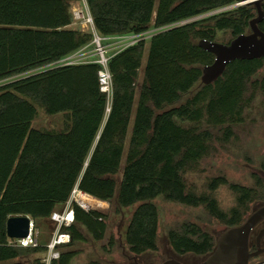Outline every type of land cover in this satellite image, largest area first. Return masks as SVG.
I'll list each match as a JSON object with an SVG mask.
<instances>
[{
	"label": "trees",
	"instance_id": "1",
	"mask_svg": "<svg viewBox=\"0 0 264 264\" xmlns=\"http://www.w3.org/2000/svg\"><path fill=\"white\" fill-rule=\"evenodd\" d=\"M86 1L94 26L103 36L140 34L232 8L154 35L141 83L146 40L112 55L114 98L107 116L100 64L45 68L94 40L93 33L71 27V1L0 0V81L9 79L0 86V263L26 264L16 259L47 251L44 245H12L8 218L28 215L37 227V221L51 218L58 205L69 201L76 186L105 202H112L117 193L120 209L136 206L126 231V243L135 256L159 250L160 212L154 203L159 196L203 207L228 228L242 224L251 204L263 198L260 175H254V186L230 183L219 176L211 181L210 191L227 185L236 196V205L224 211L215 197L198 194L184 178L188 169L214 149L212 130L201 125L222 129L229 141L233 126L244 122V113L258 92L264 94V78L254 79L264 68V57L235 60L214 83H201L203 66L212 64L215 56L201 48L199 40L216 41L218 32L229 31L230 42L247 33L257 16L255 6H237L242 0ZM259 27L264 31V20ZM137 96L126 164L118 182L115 176L120 172ZM185 96L189 97L181 103ZM37 105L48 115L64 114L65 129L34 128ZM73 208L74 224L62 227L72 235L65 247L86 241L80 226L95 240H103L107 215L86 211L76 203ZM168 236L172 250L180 256L209 255L216 246L215 237L196 223L186 222L171 229ZM114 244L112 237L110 245ZM77 255L75 250L62 251L51 264H71ZM89 264L103 263L93 260Z\"/></svg>",
	"mask_w": 264,
	"mask_h": 264
},
{
	"label": "rangeland",
	"instance_id": "2",
	"mask_svg": "<svg viewBox=\"0 0 264 264\" xmlns=\"http://www.w3.org/2000/svg\"><path fill=\"white\" fill-rule=\"evenodd\" d=\"M70 1L71 10L73 13L75 10L81 9L86 15V18L91 15L86 0ZM231 8L232 6L227 7L226 9L228 10ZM211 15H199L190 22L201 20ZM85 22V19H74V23L71 25V27L91 32L95 38V27L93 24ZM230 39L231 33L229 31H221L218 32L216 41L227 42ZM149 41L150 39L146 40L147 43L144 52L143 67L140 71L139 83L142 82L144 76V66L147 60ZM101 44L104 49L108 50V54H112L120 48V45L116 39L101 42ZM97 53L98 44L93 40L90 46L84 47L72 55H77L79 58H83L85 56H91L92 58H95L97 57ZM262 78H264V68L261 69L254 77V79L260 80ZM8 80L0 81V86L5 84ZM198 86L199 84L196 86L195 90ZM187 97L189 96H185L181 103L185 102ZM137 103L138 96L136 97L133 107V113L129 126V133L126 139V147L120 172L115 176L118 182L121 181L122 171L126 164V157L133 121L136 114ZM37 108L38 115L33 122L34 128L52 132H61L65 129L64 114L51 116L46 113L41 105H37ZM201 128L212 130L214 138H216L214 142V149L208 157L201 160L196 166L187 170L184 175L185 181L190 189L194 190L198 194L212 195L218 200L220 207L224 211H229L236 205V196L230 190L229 186L223 185L214 192H211L209 185L214 178L219 176H225L230 183H238L245 186H254V175H260L264 178L263 92H258L254 102L246 109L244 113V122L233 126V135L229 141L224 139L226 138L224 131L220 128L213 129L206 123H203ZM116 197L112 202H107V208L95 209L107 215L106 221L108 224V229L103 240H95L85 229V227L80 226V230L85 235L86 241L76 243L73 246H64L61 248V252L70 250H75L78 252V255L72 260L71 264H89L93 260H99L103 264H162L171 258L177 259L183 264H204L209 255L199 256L195 254H187L180 256L176 254L172 250L169 243V231L171 229H179L182 224L191 222L201 226L203 230L211 233L217 240L218 237L228 228L217 219L212 218L203 207H190L180 203L167 201L162 196H159L154 200V203L158 206L160 212L159 250L156 252H147L140 256H135L130 252L129 246L126 243V231L136 206L132 208L120 209L117 206ZM263 204L264 193L261 200L251 204V210L247 214V217ZM66 205L67 203L58 205L55 211L61 212L65 210ZM57 227V224L51 218L37 221L36 232L41 245L48 243L51 240ZM112 237L115 240L114 246L110 245V240ZM46 256L47 252L42 251L23 255L20 259L26 264H38V262L44 263ZM263 256L257 258V260L262 259Z\"/></svg>",
	"mask_w": 264,
	"mask_h": 264
},
{
	"label": "water",
	"instance_id": "3",
	"mask_svg": "<svg viewBox=\"0 0 264 264\" xmlns=\"http://www.w3.org/2000/svg\"><path fill=\"white\" fill-rule=\"evenodd\" d=\"M264 0H242L236 4H253L257 16L250 22V31L233 38L229 43L201 39L198 45L214 54L212 64L202 68L201 83L209 85L219 79L229 63L235 60H253L264 57V31L259 24L264 20ZM195 18V17H194ZM191 18V19H194ZM31 217L28 215L11 216L7 220V236L10 239L24 238L30 232ZM264 221V204L254 210L246 220L237 226L227 228L216 240V246L204 264H250V261L264 254V249L251 251V239L256 227ZM264 230L258 235L261 239ZM162 264H183L171 258Z\"/></svg>",
	"mask_w": 264,
	"mask_h": 264
},
{
	"label": "built area",
	"instance_id": "4",
	"mask_svg": "<svg viewBox=\"0 0 264 264\" xmlns=\"http://www.w3.org/2000/svg\"><path fill=\"white\" fill-rule=\"evenodd\" d=\"M218 9L214 11H210L208 13L202 14L205 16L211 15V14H217L225 10ZM74 19L75 20H81L85 19V23H91L94 26L93 18L91 15H89L88 18H86V15L84 14L83 10L78 9L74 11ZM193 19L183 20L177 23H173L161 28H150L148 31L140 33V34H127V35H117V36H101L95 30V38L94 41L98 44V53L97 57L92 58L91 56H85L83 58H79L77 55H70L54 64L49 65L48 67H56V66H62V65H69V64H75V63H98L101 65V69L99 70V82H100V90L103 94L106 95L107 98V106H106V114L107 116L110 114L112 110V104H113V98H114V82H113V75L109 69V60L112 57V55L108 54V50L104 49L101 42L110 41L111 39H116L120 45V48L115 52H120L124 50L125 48L129 46H133L137 44L138 42L142 40H148L151 39L154 35L157 33L163 31L172 29L174 27L184 25L189 23ZM95 27V26H94ZM96 29V28H95ZM114 53V54H115ZM113 54V55H114ZM84 193L79 189L78 186H76L71 194V197L69 201L67 202V205L65 207V210L59 212L54 211L51 219L57 224V229L55 233L53 234V237L51 240L45 245L47 248V256L45 257L44 263L45 264H51L52 261L57 260L61 256V248L65 245H68L72 242V235L69 232L63 231V226H71L75 222V212L73 208V204L76 203L80 207H82L84 210L89 211L93 208H85L81 204V198L80 195ZM14 246L19 247H40L41 243L39 241L37 232H36V225L34 219L31 218L30 221V232L27 237L19 238V239H12L11 242ZM250 264H264V258L262 259H253L250 261Z\"/></svg>",
	"mask_w": 264,
	"mask_h": 264
},
{
	"label": "bare ground",
	"instance_id": "5",
	"mask_svg": "<svg viewBox=\"0 0 264 264\" xmlns=\"http://www.w3.org/2000/svg\"><path fill=\"white\" fill-rule=\"evenodd\" d=\"M81 204L85 208L104 209L108 207V203L99 200L88 193H82L80 195Z\"/></svg>",
	"mask_w": 264,
	"mask_h": 264
},
{
	"label": "flooded vegetation",
	"instance_id": "6",
	"mask_svg": "<svg viewBox=\"0 0 264 264\" xmlns=\"http://www.w3.org/2000/svg\"><path fill=\"white\" fill-rule=\"evenodd\" d=\"M222 43H224V42H222ZM225 43H229V42L227 41V42H225ZM262 230H264V221H263L262 223H260V224L256 227V229L254 230V234H253V236H252L251 244H250V246H251V251H256L258 248H260V249H264V233H263L261 239L258 240V235L260 234V232H261ZM263 255H264V254H263ZM263 255H262V256H263ZM262 256H260V257H262ZM258 258H259V257H258ZM263 258H264V256H263ZM256 259H257V258H256Z\"/></svg>",
	"mask_w": 264,
	"mask_h": 264
},
{
	"label": "crops",
	"instance_id": "7",
	"mask_svg": "<svg viewBox=\"0 0 264 264\" xmlns=\"http://www.w3.org/2000/svg\"><path fill=\"white\" fill-rule=\"evenodd\" d=\"M73 28V27H72ZM115 53V52H114ZM114 53H112V54H110V55H113ZM48 66H46L45 68H47ZM44 68V69H45ZM36 72V71H35ZM33 219V218H32ZM47 243H44L43 245L45 246ZM25 255V254H24ZM23 256V255H22ZM22 256H20L18 259L20 260V261H22L20 258L22 257ZM18 259H16L17 261H19ZM3 263V262H2ZM2 263H0V264H2Z\"/></svg>",
	"mask_w": 264,
	"mask_h": 264
}]
</instances>
